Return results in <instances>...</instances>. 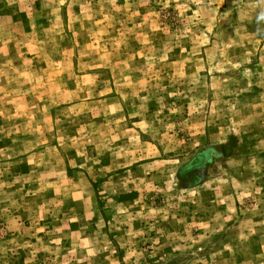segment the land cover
<instances>
[{"label":"rangeland","instance_id":"obj_1","mask_svg":"<svg viewBox=\"0 0 264 264\" xmlns=\"http://www.w3.org/2000/svg\"><path fill=\"white\" fill-rule=\"evenodd\" d=\"M0 264H264V0H0Z\"/></svg>","mask_w":264,"mask_h":264}]
</instances>
